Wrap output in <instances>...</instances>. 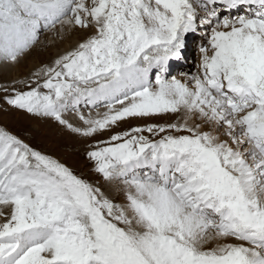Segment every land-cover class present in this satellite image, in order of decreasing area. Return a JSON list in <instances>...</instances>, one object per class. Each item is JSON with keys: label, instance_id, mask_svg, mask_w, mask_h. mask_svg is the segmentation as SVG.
Instances as JSON below:
<instances>
[{"label": "snow or ice", "instance_id": "obj_1", "mask_svg": "<svg viewBox=\"0 0 264 264\" xmlns=\"http://www.w3.org/2000/svg\"><path fill=\"white\" fill-rule=\"evenodd\" d=\"M75 30L0 91L99 179L0 126V264H264V0H0V62Z\"/></svg>", "mask_w": 264, "mask_h": 264}, {"label": "rangeland", "instance_id": "obj_2", "mask_svg": "<svg viewBox=\"0 0 264 264\" xmlns=\"http://www.w3.org/2000/svg\"><path fill=\"white\" fill-rule=\"evenodd\" d=\"M46 33L40 36V40L37 45L31 50L36 48L35 55L26 54L28 59L23 65L24 70L22 72H15L9 76L11 84L17 80H23L31 74L29 68L30 64L35 65V68H39L42 65L51 64V60L58 57L55 52L63 54L65 51L73 48L78 42L87 38L89 33L87 31L75 30L66 34L65 38L59 39L52 46L46 44ZM196 39H200L199 35L195 36ZM200 43V44H201ZM40 44V48H38ZM193 46V45H191ZM43 47V48H42ZM38 48V49H37ZM67 48V50H66ZM191 56H189L187 64L181 63V68H178V76L184 71H195V65L198 59L197 45L191 50ZM24 57V58H27ZM174 72V70H173ZM175 74V72H174ZM3 79L0 80L1 84H5ZM4 93L0 91V126L5 127L7 130L16 134L21 139H24L30 146L42 151L46 154L53 155L60 159L63 163L73 169V171L88 180L89 182H97L98 177L92 171V164L87 160L85 151L88 147V141H85L75 135L60 129L51 121H42L27 116L10 109L3 102ZM103 138V137H99Z\"/></svg>", "mask_w": 264, "mask_h": 264}, {"label": "bare ground", "instance_id": "obj_3", "mask_svg": "<svg viewBox=\"0 0 264 264\" xmlns=\"http://www.w3.org/2000/svg\"><path fill=\"white\" fill-rule=\"evenodd\" d=\"M67 36V35H66ZM65 36V37H66ZM64 37V38H65ZM44 38H46V44H48V45H50V46H52L55 42H57L60 38L59 37H54L53 36V34L52 33H46L45 34V36H44ZM199 40L200 39H196V37L195 36H190L189 37V40H188V43H189V47H188V51H187V55H188V57L189 56H191V50L194 48V47H196V45H197V48L199 47V45H200V43L201 42H199ZM39 46H38V48H40V44H38ZM191 45H193V46H191ZM37 48V49H38ZM43 48V47H42ZM41 49V48H40ZM66 50H67V48H66ZM70 50V49H69ZM35 52H36V48L33 50V52L32 51H30L29 52V54H31V55H35ZM55 54L57 55V56H59L61 53H58V52H55ZM198 55V54H197ZM24 57H27L26 55L24 56ZM24 57H22L21 59H20V61H19V63H17V64H6V63H3V62H0V80H4V81H7V82H4L5 84L7 83V84H11L10 82H8L9 80V76L12 74V73H15V72H22L23 70H24V68H23V65L26 63V59H28V57L27 58H24ZM54 59H52L51 60V62L50 63H52V61H53ZM181 65V63L180 64H176V65H174L173 66V70H174V72H175V74H176V72L178 73V68L180 67H182V66H180ZM29 68H30V70H31V73L34 71V70H36V68H35V65H32V64H30V66H29ZM188 71V70H187ZM179 76V75H178ZM18 81V80H17ZM1 84V83H0Z\"/></svg>", "mask_w": 264, "mask_h": 264}]
</instances>
